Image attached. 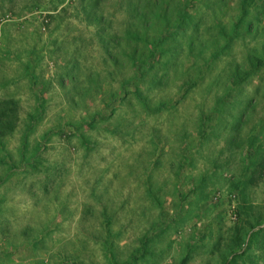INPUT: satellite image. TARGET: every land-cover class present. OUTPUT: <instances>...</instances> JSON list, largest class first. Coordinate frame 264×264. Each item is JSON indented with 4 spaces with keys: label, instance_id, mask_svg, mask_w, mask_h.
Masks as SVG:
<instances>
[{
    "label": "rangeland",
    "instance_id": "rangeland-1",
    "mask_svg": "<svg viewBox=\"0 0 264 264\" xmlns=\"http://www.w3.org/2000/svg\"><path fill=\"white\" fill-rule=\"evenodd\" d=\"M0 264H264V0H0Z\"/></svg>",
    "mask_w": 264,
    "mask_h": 264
}]
</instances>
